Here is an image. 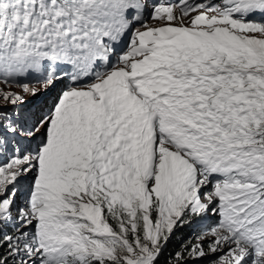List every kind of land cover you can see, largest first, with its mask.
<instances>
[{
  "label": "snow or ice",
  "instance_id": "obj_1",
  "mask_svg": "<svg viewBox=\"0 0 264 264\" xmlns=\"http://www.w3.org/2000/svg\"><path fill=\"white\" fill-rule=\"evenodd\" d=\"M0 264H264V0H0Z\"/></svg>",
  "mask_w": 264,
  "mask_h": 264
},
{
  "label": "trees",
  "instance_id": "obj_2",
  "mask_svg": "<svg viewBox=\"0 0 264 264\" xmlns=\"http://www.w3.org/2000/svg\"><path fill=\"white\" fill-rule=\"evenodd\" d=\"M185 234H188V232L190 231L189 229H183L182 230ZM169 247H172V243L169 244Z\"/></svg>",
  "mask_w": 264,
  "mask_h": 264
},
{
  "label": "rangeland",
  "instance_id": "obj_3",
  "mask_svg": "<svg viewBox=\"0 0 264 264\" xmlns=\"http://www.w3.org/2000/svg\"><path fill=\"white\" fill-rule=\"evenodd\" d=\"M51 95H53V93H49V97H50Z\"/></svg>",
  "mask_w": 264,
  "mask_h": 264
}]
</instances>
